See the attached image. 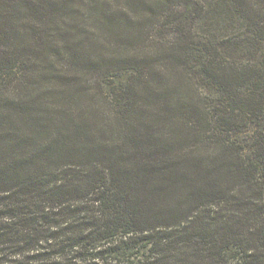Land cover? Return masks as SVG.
I'll return each mask as SVG.
<instances>
[{"label":"trees","instance_id":"1","mask_svg":"<svg viewBox=\"0 0 264 264\" xmlns=\"http://www.w3.org/2000/svg\"><path fill=\"white\" fill-rule=\"evenodd\" d=\"M0 264H264V0H0Z\"/></svg>","mask_w":264,"mask_h":264}]
</instances>
